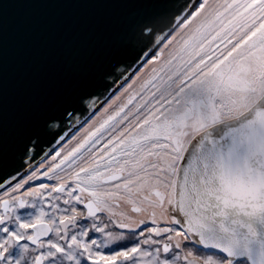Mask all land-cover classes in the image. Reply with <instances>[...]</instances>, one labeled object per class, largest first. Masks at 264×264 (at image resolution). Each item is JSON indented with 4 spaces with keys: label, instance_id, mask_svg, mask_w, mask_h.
I'll return each mask as SVG.
<instances>
[{
    "label": "snow or ice",
    "instance_id": "1",
    "mask_svg": "<svg viewBox=\"0 0 264 264\" xmlns=\"http://www.w3.org/2000/svg\"><path fill=\"white\" fill-rule=\"evenodd\" d=\"M67 2L105 39L24 118L0 80V264H264V0Z\"/></svg>",
    "mask_w": 264,
    "mask_h": 264
},
{
    "label": "water",
    "instance_id": "2",
    "mask_svg": "<svg viewBox=\"0 0 264 264\" xmlns=\"http://www.w3.org/2000/svg\"><path fill=\"white\" fill-rule=\"evenodd\" d=\"M109 18L102 6L67 0L9 3L0 19V80L9 112L24 118L53 96L86 42L103 44L100 31ZM137 50L128 40L108 58L124 61L121 70L131 64L130 74L137 67L132 63Z\"/></svg>",
    "mask_w": 264,
    "mask_h": 264
},
{
    "label": "rangeland",
    "instance_id": "3",
    "mask_svg": "<svg viewBox=\"0 0 264 264\" xmlns=\"http://www.w3.org/2000/svg\"><path fill=\"white\" fill-rule=\"evenodd\" d=\"M142 71H144V69H141V72H142ZM133 78H135V77H133Z\"/></svg>",
    "mask_w": 264,
    "mask_h": 264
}]
</instances>
